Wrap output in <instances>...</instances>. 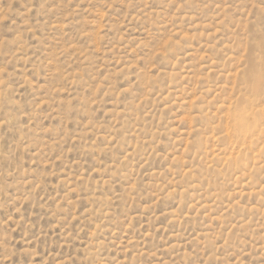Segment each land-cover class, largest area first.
Returning a JSON list of instances; mask_svg holds the SVG:
<instances>
[{
	"label": "rangeland",
	"instance_id": "374dc122",
	"mask_svg": "<svg viewBox=\"0 0 264 264\" xmlns=\"http://www.w3.org/2000/svg\"><path fill=\"white\" fill-rule=\"evenodd\" d=\"M264 0H0V264H262Z\"/></svg>",
	"mask_w": 264,
	"mask_h": 264
},
{
	"label": "snow or ice",
	"instance_id": "6c2138e0",
	"mask_svg": "<svg viewBox=\"0 0 264 264\" xmlns=\"http://www.w3.org/2000/svg\"><path fill=\"white\" fill-rule=\"evenodd\" d=\"M262 264H264V262H262Z\"/></svg>",
	"mask_w": 264,
	"mask_h": 264
}]
</instances>
